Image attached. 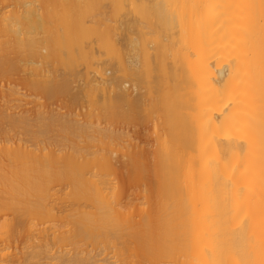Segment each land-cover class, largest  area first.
<instances>
[{
	"label": "bare ground",
	"instance_id": "6f19581e",
	"mask_svg": "<svg viewBox=\"0 0 264 264\" xmlns=\"http://www.w3.org/2000/svg\"><path fill=\"white\" fill-rule=\"evenodd\" d=\"M27 1L30 2L0 0V82L7 88L0 90V244L5 246H0V251L4 252L13 242L20 247L24 226L30 219L57 217L46 203L49 188L42 193L50 180L71 182L73 197L87 200L92 210H72L71 215L67 212L72 227L58 234L51 229L49 238L52 236L54 241L43 236L48 235V228L38 229L43 232L40 237L39 233L35 235L40 244H30L34 249L29 247L26 252L22 251L23 246H16L18 253L12 257L2 252L5 258L0 252V264H114V259L106 255L108 252V258L103 252L102 258L95 254L92 257V251L86 252L75 240L102 239L103 251L112 246L116 249L113 240L125 229L134 244L133 248L128 246V252L117 247L115 252L122 255L119 264H264V0H83L86 15L90 16L87 22L71 13L69 20L61 19L63 22L57 25L60 18L54 17L51 25L57 22V28L51 29L50 25L51 30L45 29L39 40L37 34L36 38L33 35L36 28L43 29L39 23L42 17L51 16L54 7L65 4L60 0H40L43 8L38 12L43 11L39 14L35 11L37 5L34 10H30L33 6L28 9ZM43 4H47L46 12ZM69 6L76 8L67 5L68 11ZM121 15L125 19L128 16V20L120 19ZM115 17L114 21L120 23H114ZM120 31H126V37ZM40 32L37 33L41 35ZM117 39L126 42L122 44H127L129 52L116 44ZM49 43L51 56H57L60 47L71 48V58L60 60L71 72L76 61L72 47L86 48L89 59L97 44L117 60V71H122L123 76H134L141 89L135 86L146 92H142L146 102L140 93L137 96L141 100L133 99L130 93L128 96L122 75H116V83L109 80L116 85L115 91V86L111 87L112 95L110 87L106 91L101 85L103 93L109 96V92L112 99L111 103L105 101L108 99L103 94V102L108 103L116 117L132 118L142 111L156 116L154 124L149 122L155 132L147 130L148 135H156V141L151 139L154 149L134 144L130 148H136H129L126 154L130 160L125 163L127 168L138 174L147 170L151 177L145 205L138 207L137 218L120 210L115 201L118 192L109 194L112 185L103 176L106 171L116 170L111 142L124 134L128 136L129 129L123 128L127 135L119 129L123 124L120 127L118 122L115 128L110 123L99 127L103 133L100 139L92 132L89 139L81 141L73 133H83L84 122L68 119L69 112L64 119V111L58 115L56 108L48 111L50 104L34 105L33 100V105L28 101L31 107L25 106L27 102L22 104L30 90L33 93L29 96L46 94L50 95L48 98L59 89L69 91L67 76L60 80L48 76L46 81L32 78L42 66L35 64L34 70L29 63L35 60H30L40 55L39 45L46 48ZM119 48L129 57L132 55L133 60L125 61ZM26 56H31L30 62ZM35 59L37 63L39 60ZM25 61L26 68L27 64L30 66L28 71ZM45 76L44 72L42 79ZM19 85L28 88L23 89L26 92L22 95L28 92L24 101ZM94 93H98L96 89ZM146 125L144 130L148 129ZM143 129L130 132L140 134ZM99 131L97 135H101ZM143 134L145 137V131ZM138 137L142 140V135ZM94 138L97 142L104 140L107 150L102 156ZM86 139L89 141L84 143ZM66 238L72 252L68 247L64 249L67 252L53 248L52 242L59 244ZM42 259L48 261L41 262Z\"/></svg>",
	"mask_w": 264,
	"mask_h": 264
},
{
	"label": "rangeland",
	"instance_id": "374dc122",
	"mask_svg": "<svg viewBox=\"0 0 264 264\" xmlns=\"http://www.w3.org/2000/svg\"><path fill=\"white\" fill-rule=\"evenodd\" d=\"M30 2H28L27 1V3H28V5H29V3H30V7L29 6H27V8L28 9H30L32 6V8L30 9V10H34L33 8H36V7H38V8H36V9H38V10H36L35 9V11L36 12H38L40 9L39 8H41L42 6V4L40 5V3H41V1L40 0H29ZM47 0H43L42 1V3L43 2H46ZM54 1V3L56 2L55 0H53ZM60 1H62L64 4H65V7H62V6H60V5H58L57 7H59V8H55L54 7V9H55V11L53 12L52 10H49V8H51V7H49L47 10H49L51 13L53 12V14H51L49 11V13L51 14V16H46V15H44L42 18L40 17V18H36L37 20H39V19H42L41 21H42V23L41 22H39L40 24H42L41 26H43V29L41 30L40 28L41 27H39V28H36L37 30H36V32H35V34L33 35V37H37L36 36V34L38 35V40H39V37H41L42 35L44 36V30L46 29V30H48V31H50L52 28H54V27H56L54 24L55 23H57L58 22V24L57 25H59V22L61 23V21L63 20V21H66V20H69V18L71 17V13H72V17H74V18H77V19H79V20H81V21H88L90 18V16L89 15H86V12H85V8H84V1L83 0H60ZM51 2H52V0H51ZM104 2V1H103ZM47 3V2H46ZM49 3H50V1H49ZM57 3H58V1H57ZM74 3H77V4H74ZM105 3V2H104ZM45 4V3H44ZM43 4V5H44ZM71 4H73V5H76V8L75 9H72L70 6H69V8H71L69 11H68V9L66 8L67 7V5H71ZM103 4V3H102ZM106 4V3H105ZM104 4V5H105ZM108 4V3H107ZM27 5V4H26ZM34 5H37L36 7L34 6ZM39 5V6H38ZM47 5V4H46ZM46 5H44V11H45V6ZM48 6H49V4H48ZM106 8H107V10H108V7H109V4H108V7L107 6H105ZM26 8V9H27ZM43 8V7H42ZM27 9V10H28ZM52 9V8H51ZM109 9H110V7H109ZM102 10H103V7H102ZM106 10V11H107ZM43 11V9L40 11V13L39 14H41V12ZM103 11H105V9L103 10ZM110 11V10H109ZM46 12V11H45ZM45 12H44V14H45ZM89 13V12H88ZM109 13L110 12H108V14H107V12H106V14L105 15H109ZM43 14V13H42ZM49 14V15H50ZM132 14V13H131ZM131 14H128V15H131ZM104 15V16H105ZM123 15H125V14H123ZM123 15H121L122 16V18H120V16H119V18L120 19H122V20H128L127 18H128V16H126L127 18L125 19V17L123 18ZM127 15V14H126ZM89 16V17H88ZM112 15H109V17H111ZM54 17H56V18H60V20H58L57 22H55V23H53L52 25H54L53 27H52V25H51V23L53 22V21H55V18ZM107 17V16H106ZM105 17V18H106ZM109 17H108V19H109ZM133 16H131L130 17V19L132 18ZM112 18H113V16H112ZM118 18V19H119ZM33 19H35V18H33ZM62 19V20H61ZM111 19V18H110ZM107 20V19H106ZM114 20H117L116 19V17H115V19H113V21ZM62 21V22H63ZM71 21V20H70ZM69 21V22H70ZM108 21V20H107ZM120 21V20H119ZM119 21H114V23L115 22H119ZM109 23H112L111 21H109ZM113 23V24H114ZM120 23V22H119ZM67 24V23H66ZM84 24V23H83ZM50 25H51V29H50ZM60 26H58V28H59ZM48 28V29H47ZM57 28V27H56ZM61 28H63L62 26H61ZM50 29V30H49ZM60 29V28H59ZM64 29H65V26H64ZM45 30V31H46ZM63 29H61V31L60 30H58V31H60V32H62V33H64V31L65 30H63ZM30 31H31V29H30ZM39 31H41L40 33H41V35H39L38 33H39ZM134 31V30H133ZM133 31H131V32H133ZM38 32V33H37ZM83 32V31H82ZM119 32V31H118ZM121 32V31H120ZM126 32V31H125ZM124 32V33H125ZM46 33V32H45ZM50 33V32H49ZM84 33V32H83ZM122 33V32H121ZM124 33H122L123 35H124ZM127 33V32H126ZM134 33V32H133ZM121 35V34H120ZM125 35H127V34H125ZM124 35V36H125ZM132 35H134V34H132ZM31 36V35H30ZM46 36V35H45ZM126 37V36H125ZM124 37V38H125ZM50 38V37H49ZM116 38H123V36L122 37H119V36H117ZM40 39H42V37L40 38ZM126 39V38H125ZM47 40H48V37H47ZM117 40H119V41H117ZM117 40H115L117 43V45H118V43H120V48L122 49H124V50H127V48H126V46H127V44H122V43H124L125 41H123V40H121V39H117ZM42 41V40H41ZM127 42L129 41V39H128V36H127V40H126ZM38 42H40V41H38ZM45 42H49V41H45L44 40V43ZM37 43V42H36ZM41 43V42H40ZM46 43V44H47ZM52 43V42H51ZM94 43H96V42H94L93 41V44ZM126 43V42H125ZM129 43V42H128ZM39 45V44H38ZM37 45V46H38ZM42 45V44H41ZM41 45H39L38 47L40 48H38V51L37 52H39L40 51V55H37V56H35V57H37V59L39 60L37 63L35 62L36 61V59H35V57L33 58V56H32V60H30L31 62L33 61V60H35V61H33V62H35L34 64H33V62L32 63H29L30 61H29V57L31 58V56H26L25 58H27V59H25V60H28L27 61V63H29V65L30 64H32L31 66V68H33V65H35V64H37L38 65V63H41V68L43 69H41L40 68V65H38V67L42 70H40V69H36L35 70V66H37V65H35L34 66V70L39 74V75H37L38 77H36V74H35V77H32V78H39L40 80H47V78H48V76H49V78H51V79H56V80H60L63 76L64 77H66V78H69L68 80H69V82H68V90L69 91H63V92H59V91H62L63 89H59V91L57 92V93H55L54 94V97H52L51 96V98H48L47 96H50V95H46V94H41V96L39 95V96H36L37 98L38 97H40V98H35V96L34 97H32V96H29V95H31V90H30V94H28V96H26L27 95V93H25V94H23L22 95V93H24V92H26V90L28 89L27 87H25L24 85H21L22 86V88H20V89H22L21 91L17 88V90L18 91H20V98L22 99L24 96H26V97H24L25 98V101H24V98L22 99L24 102H22V104H24L25 105V103H26V105L25 106H29V107H31L32 105H33V103H34V105H36V103H40V105H41V103H43V107L44 106H46V104H50V105H48V111H49V109L50 110H52V108L54 109V108H56V110H57V112H55L54 110V112L55 113H57V115H58V113L59 114H61L63 111V113L61 114L62 116H63V118L65 117V113L67 112V114H69V115H66V117H69L70 115V118H68V119H79V124H80V121H82V122H84V123H82V124H84V125H82V127H83V129H82V132L83 133H80L81 132V130H80V132L79 133H77V134H79V135H75V133H73L72 135L75 137V139H79V140H81V141H83L82 139H84V138H86L87 136L89 137L90 135H91V133L93 132V134H96V137L97 136H99V137H97V138H99L100 139V136H102L103 137V133L102 132H100L99 131V129L100 128H104L105 127V125H111L112 124V126L114 125V127L116 128V126L118 125V122L120 123L118 126H120V125H122V128H119L120 130H125L124 132L126 133V130L127 129H129L128 131V133H129V135L131 136V137H129V135L128 136H126L125 134L123 135V134H121L120 136H122V138L120 137V139H117L116 140V138L111 142V144H110V149H112L113 151H114V153L112 154V157L114 158L115 157V159H113V162H115L116 161V163H114L115 164V167H116V170L113 172V171H111V172H108L107 173V171H106V174L105 175H103V176H105L106 178H108V181L110 182V185H112V190L110 191V195H112L113 193H116V192H118V193H116V195H115V201L116 202H119V207H120V210H121V208H122V210H124V211H127V212H129L130 214H132L133 215V217H136V215H137V212H138V207L139 206H141V205H145V202H146V198L144 197V196H146L148 193H149V189H150V174L147 172V170H143L142 172H139V174L136 172V170L135 171H131V169L130 168H127L126 167V165H125V163L127 162V163H129L130 162V160H129V162L127 161V159H129L128 158V156L126 155L127 154V151L129 150V148H130V146H134V144H136L137 146L138 145H141V146H144L145 147V149H146V147H147V149L148 150H152V149H154V143H152V138H153V141H156V135L155 134H153L154 132H155V130H154V128L155 127H152L153 125H151V123H153L154 124V117H156L155 116V114L154 113H151V112H149V111H146V112H140V113H138V115H136V116H133L132 118L131 117H129L128 116V118H118V117H116L111 111H110V109L108 108V106H107V102H103V99H104V93H103V88H101V85L102 86H105V90L106 89H109V87H110V90H109V92L111 93V95H112V91H111V87H113V86H115V88H113L114 89V91H115V89H116V85H111L112 83L113 84H115L116 83V81L117 80H113V79H115L116 78V75H122L121 77H124V78H122V82H124L123 83V85L124 84H126V85H124V86H127L128 88H125L126 90H128L127 92H128V96H129V93L131 94L130 96H134V98L133 99H136L135 97H137L138 98V96H137V94L138 93H140V95L142 96V94L145 92V91H143L144 89V87H142V91L140 90L141 89V85H139V84H137V80L135 79H133L134 78V76H127L125 73V76H123V73H122V71L121 72H119V71H117L116 70V68H118L117 67V60L115 59V58H113V57H110V54H109V56H108V54H106L102 49L100 50V48H99V46H97V44H95V45H93V48H94V50H93V52L91 53V51H90V53L91 54H93L94 53V56L92 57V58H87L86 57V51H87V49L85 48V49H79L78 47H76V46H74V47H72V50H74V52H73V56L76 58V61H75V63H74V66H73V71L71 72V71H68L69 69H67V67H64L65 65L63 64V63H61L60 62V60H61V58L63 59H65V60H69L70 58H71V54L69 53L70 52V49L71 48H69V49H67V48H63V47H60L59 48V51H58V54H57V56H51L50 54H48V50L49 49H51L49 46H51L52 44H48V45H46V48H45V45L43 44V46H41ZM121 45H123L122 47H121ZM126 45V46H125ZM128 46H129V44H128ZM149 46V45H148ZM150 46H151V44H150ZM48 47H49V49H48ZM119 47V46H118ZM41 48L42 49H45V50H41ZM119 48V49H120ZM128 48H130V47H128ZM120 49V50H121ZM46 51V52H45ZM122 51V53L124 52L123 50H121ZM128 52H129V49L127 50ZM127 51H126V53H127ZM42 52V53H41ZM130 52L132 53V51H131V48H130ZM89 53V52H88ZM130 53V54H131ZM124 54V53H123ZM129 54V55H130ZM133 54V53H132ZM40 56V57H39ZM128 56V53H127V55L126 54H124L123 55V58H124V60L125 61H128L131 57H132V55L128 58L127 57ZM126 57H127V59H126ZM134 57V56H133ZM131 60H133V59H130V61ZM129 62V61H128ZM28 64H27V66H28V68H26V61H25V68L27 69V71H28V69L30 70V66H29ZM24 67V66H23ZM37 68V67H36ZM25 69V70H26ZM121 69V68H120ZM38 70V71H37ZM40 70V71H39ZM45 70V71H44ZM122 70V69H121ZM27 71H25L24 73H28ZM23 72V71H22ZM31 71H29V73H30ZM44 72H45V78H43L42 79V77H44ZM24 73H20V75H22L23 77H25V78H27V77H30V75L29 74H27L26 76H25V74ZM32 74L31 75H33V73L34 72H31ZM43 74V75H42ZM41 75H42V77H41ZM110 77H112V79L110 78ZM114 77V78H113ZM121 77L119 78L118 76H117V79L119 78V79H121ZM133 77V78H132ZM94 79V80H93ZM97 79V82H95V80ZM104 81H102V80ZM108 79V80H107ZM49 80V79H48ZM99 80H100V83H99ZM107 80V81H106ZM111 80H113L114 82H112V83H109ZM102 81V82H101ZM105 81H106V83H105ZM119 81H121V80H119ZM133 81H137L136 83L135 82H133ZM93 82H95V83H93ZM109 84H108V83ZM121 82V83H122ZM97 83H99V86H100V88H99V86H98V84ZM103 83H104V85H103ZM120 83V84H121ZM134 83V84H133ZM95 84L97 85L96 87H95ZM106 84V85H105ZM118 84V83H117ZM135 84H137V85H139L138 87H140V89L137 87V85L135 86ZM2 85V83L0 82V90L1 89H3V90H7V88L4 86H1ZM6 85V84H5ZM94 87H93V86ZM108 85H110V86H108ZM123 85H121L122 87H124ZM11 86H12V84H11ZM20 86V85H19ZM20 86V87H21ZM118 87H119V84L117 85ZM143 86V85H142ZM107 87V88H106ZM27 88V89H26ZM93 88H94V90H93ZM120 88V87H119ZM118 88V89H119ZM23 89H26L25 91H23ZM95 89H96V91L98 92V93H94L95 92ZM101 89H103V90H101ZM118 89H117V91H118ZM93 90V91H92ZM99 90V91H98ZM146 90V89H145ZM101 91V92H100ZM107 91V90H106ZM100 92V93H99ZM109 92H108V95L109 96H106L105 95V98L106 99H108V100H105V101H108V102H110V100L112 101V99L110 98V94H109ZM143 92V93H142ZM33 93V92H32ZM106 94H107V92H105ZM114 93V92H113ZM116 93V92H115ZM115 93H114V95H115ZM146 93V92H145ZM99 94H101V96L99 95ZM104 94V95H103ZM117 94V93H116ZM136 95V96H135ZM140 95H139V98L138 99H140L141 100V98H140ZM116 96V95H115ZM145 96V95H144ZM42 97V98H41ZM45 97V98H44ZM114 97V96H113ZM29 98V99H28ZM31 98V99H30ZM142 98L144 99V97L142 96ZM36 99V100H35ZM41 99V100H40ZM131 99H132V97H131ZM33 100V103L31 102V101ZM115 100V99H114ZM145 100V99H144ZM143 100V101H144ZM147 100V99H146ZM146 100L144 101V102H146ZM31 102L32 103V105H31V103L29 104V102ZM39 101V102H38ZM142 101V102H143ZM111 103V102H110ZM112 103H114V102H112ZM29 104V105H28ZM53 104V105H52ZM59 104V105H58ZM145 105H147V103H145ZM144 104H143V106H145ZM54 106V107H53ZM60 106L62 107V108H60ZM47 107V106H46ZM46 107H45V109H46ZM146 107V106H145ZM62 109V110H61ZM60 110V111H59ZM61 112V113H60ZM69 112V113H68ZM65 119V118H64ZM67 119V118H66ZM67 119V120H68ZM76 119V120H77ZM81 119V120H80ZM151 120L153 121V122H151ZM62 121H63V119H62ZM149 122H151V123H149ZM111 123V124H110ZM127 124V125H126ZM131 124H133V125H131ZM146 124H148V129H146V130H144L145 129V126H147ZM116 125V126H115ZM124 125L125 126H127V127H124ZM145 125V126H144ZM150 126L152 127V128H150ZM100 127V128H99ZM121 127V126H120ZM143 127H144V129H143ZM118 128H117V130H118ZM123 128H127V129H123ZM147 128V127H146ZM98 129V130H97ZM113 129V128H112ZM132 129V131H133V133H135V131H138V130H140V129H143V133H144V131H145V137L146 136H148L149 137V141H148V137L147 138H145L143 135V133H140V134H134V135H136V137L133 135V133H132V131L130 132V130ZM138 129V130H137ZM149 129H151V130H149ZM96 130H97V133H96ZM119 130V131H120ZM147 130L149 131V133H151L153 130V135L152 134H149L148 135V132H147ZM95 131V132H94ZM98 131L100 132V134L101 135H97L98 134ZM122 131V132H123ZM121 132V133H122ZM140 132V131H139ZM115 133H116V131H115ZM119 134H120V132H118ZM132 133V134H131ZM90 134V135H89ZM117 134V133H116ZM138 135L141 137V135H142V140H141V138H139L138 137ZM84 136V137H83ZM152 136V137H151ZM73 137V138H74ZM83 137V138H82ZM87 137V138H88ZM91 137H93V136H91ZM101 137V138H102ZM115 137V136H114ZM139 139H138V138ZM90 138V137H89ZM88 138V139H89ZM97 138H94L95 139V143L97 142L96 140H97ZM145 138V139H144ZM1 140V139H0ZM79 140H77L79 143L81 142V141H79ZM86 141H89V140H85L84 141V143H86ZM90 141H91V139H90ZM102 141H104V140H102ZM101 140H99L97 143H96V147L97 148H99V145H100V153H102L100 156H102L103 154H104V151H106L107 150V147H106V149H105V147L103 146V142H102ZM144 141V142H143ZM146 141V142H145ZM149 142V144H147L148 142ZM2 143H4L3 141H1ZM2 143H1V145H2ZM83 143V142H82ZM90 143H93V141L92 142H90ZM128 143H130V144H128ZM97 144H98V146H97ZM131 144H133V145H131ZM154 144V145H153ZM152 145V146H151ZM151 146V147H150ZM104 147V148H103ZM139 147V146H138ZM137 147V148H138ZM143 147V148H144ZM153 147V148H152ZM133 148H136V146L135 147H133ZM132 148V149H133ZM141 148V147H140ZM103 149H105V150H103ZM131 148H130V150H132ZM97 151H99V149H97ZM113 151H111V152H113ZM64 152V151H63ZM63 152H62V154H63ZM59 153H61V152H59ZM59 153H56V154H58V155H62V154H59ZM99 153V152H98ZM114 154H115V156H114ZM98 157H99V154H98ZM116 158L118 159V160H116ZM131 167V166H130ZM59 169L61 168V167H58ZM57 169V168H56ZM132 169H134V168H132ZM94 170H96V169H94ZM138 171V170H137ZM102 172H104V170L103 171H101V173ZM103 174V173H102ZM3 184V183H2ZM2 184H0V189H1V187L3 186ZM49 188V190H48V193L46 194V203L48 204V206L51 208V206H52V208H53V210L51 209V211L52 212H54L56 215H57V217L56 218H54V219H42V218H40V217H38V218H32V219H30L27 223H26V225L24 226V232L22 233V235H23V239H22V243H21V245H20V247H24L25 246V250H23V247H22V251L23 252H26V250H28L29 251V247L31 246L30 244H32V243H36L37 241H36V239L35 238H37L38 236L40 237V235L41 234H43V232L42 231H40V233H39V231H38V229H41V228H44V227H46V228H48V231L45 229V231L46 232H48V235H43V236H48V239L49 240H52L53 239V237L51 236V234L53 235L54 233H51L50 234V238H49V232H51V229H52V231L54 232L55 231V233H59L60 231H61V233L65 230H67L68 231V229L67 228H69V227H72V225L70 226L69 225V222L68 221H70V216L69 217H67V212H69L68 214H70V212H72V210L74 211V210H77V209H80V210H82V209H84V210H87V208H89L88 210H92V208H90V203L87 201V200H85V199H83V198H80V199H77V198H74L73 197V194H72V192H73V186H72V184H71V182H69L68 180H61V181H56V180H50V181H48L47 183H46V188H45V191H43L42 193H45L46 192V190ZM92 207V206H91ZM118 207V208H119ZM78 211V210H77ZM124 211H122V212H124ZM74 212H76V211H74ZM74 212H72V213H74ZM71 213V214H72ZM125 213V212H124ZM70 214V215H71ZM127 214V213H126ZM130 214H128L129 216H130ZM67 217V218H66ZM131 218H129V219H132V216H130ZM137 218V217H136ZM136 218H134V219H136ZM68 220V221H67ZM55 229V230H54ZM44 231V232H45ZM45 232V233H46ZM1 233V232H0ZM39 233V234H38ZM44 233V234H45ZM57 233V234H58ZM66 233V232H65ZM38 234V236L36 237L35 235H37ZM69 233L67 232V234L66 235H68ZM33 235L35 236V237H33ZM66 235H64V233H63V235L62 236H66ZM70 235V234H69ZM0 236H1V234H0ZM42 236V235H41ZM58 237L60 236V235H57ZM42 238V237H41ZM41 238H39V239H41ZM68 238V237H67ZM64 239V241L62 242V241H60L59 242V244H60V246H58L59 244H57V242L55 241V243L57 244V246H55V243L54 242H52V241H54V240H52L51 242H52V245H54L53 246V248L54 249H56V247H57V249L59 248L61 251H62V249L64 250V249H66L67 247H68V245L67 244H69V242H68V239ZM38 239V240H39ZM71 239V238H70ZM40 241V240H39ZM49 242V241H48ZM75 242H76V244L78 245V246H80L82 249H87V250H85L86 252L89 250V252H90V250L92 251V253H91V255H93L92 257H94V254L98 257V256H100L101 257V255H103V253H104V255L103 256H105V254L106 255H108V257H110V259H114V261H116V262H114V261H112V260H110V261H112V263H116V264H119V259H120V255L118 256V254L115 252V250L117 249V247L119 248H123L124 250L125 249H128V250H126L127 252L128 251H131L130 249H131V247L133 248V240H131V238L129 237V235H128V233H127V230L125 229L124 231H123V233L120 235V237L118 238V239H114L113 240V243L115 244V246H116V249H114L113 248V246L111 247V248H109V249H105L104 251H103V249L104 248H102L103 246H105V243L103 242V240L102 239H97V240H94V241H91L90 239H85V238H80V237H78V238H76V240H75ZM38 243L40 244L41 243V241L40 242H37L36 243V245H38ZM54 243V244H53ZM62 243V244H61ZM64 243V244H63ZM1 244H3V243H1ZM0 244V246H2V247H5V246H3V245H1ZM51 244V243H50ZM71 244V243H70ZM69 244V247H70V249H72L71 248V245ZM74 244V243H73ZM73 244H72V246H73ZM75 244V245H76ZM19 245V244H18ZM35 245V246H36ZM51 245V246H52ZM64 245V246H63ZM16 246H17V243H10L9 244V247L7 248V249H5L4 250V252H3V250H2V252L4 253V254H8L7 255V257H9V255H11L10 257H12V256H14L15 254H16V252L18 251V249H21L19 246H17L18 247V249L16 248ZM28 246V247H27ZM35 246H33L32 245V247H35ZM61 246H63V247H61ZM128 246H131V247H129L128 248ZM26 247H27V249H26ZM69 247L67 248V250L69 249ZM74 247V246H73ZM124 247H126V248H124ZM31 248V247H30ZM1 249V248H0ZM31 249H34V248H31ZM31 249H30V251H31ZM69 249V250H70ZM122 249V250H123ZM67 250H64V252H67ZM52 251V250H51ZM55 251H59V250H54L53 252H55ZM73 251V250H72ZM71 250H70V252H72ZM1 252V251H0ZM1 252V253H2ZM69 252V251H68ZM101 252H103L102 254H100ZM117 252H119L118 250H117ZM122 252H124V251H122ZM0 253V255L2 256V254ZM18 253V252H17ZM130 253V252H129ZM3 254V255H4ZM87 254V253H86ZM100 254V255H99ZM117 254V255H116ZM126 254V253H125ZM124 254V255H125ZM128 254V253H127ZM119 257L118 259H117V257ZM129 255V254H128ZM102 256V257H103ZM113 256V257H112ZM122 256V255H121ZM126 256V255H125ZM133 256V255H132ZM4 257L5 258H7L6 257V255H4ZM42 257V256H41ZM96 257V258H97ZM99 257V258H100ZM101 257V258H102ZM105 257H107V256H105ZM107 257V258H108ZM115 257V258H114ZM43 258V257H42ZM44 258H45V256H44ZM129 258H130V256H129ZM133 258V257H132ZM0 259H2V257H0ZM117 259V260H116ZM36 260V259H35ZM43 260H46V261H48L47 259H42V260H40L41 262H43ZM118 261V262H117ZM0 263H1V260H0ZM144 263V262H143ZM145 264H148V262L146 263L145 262Z\"/></svg>",
	"mask_w": 264,
	"mask_h": 264
}]
</instances>
